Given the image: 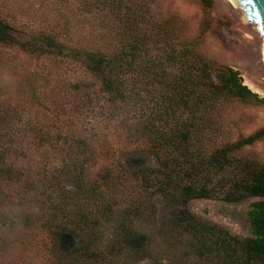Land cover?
I'll list each match as a JSON object with an SVG mask.
<instances>
[{"label":"trees","instance_id":"1","mask_svg":"<svg viewBox=\"0 0 264 264\" xmlns=\"http://www.w3.org/2000/svg\"><path fill=\"white\" fill-rule=\"evenodd\" d=\"M152 2L91 0L95 15H77L90 26L86 39L71 38L68 28L60 34L25 31L0 17V47L59 70L73 65L83 74L61 83L68 90H51L44 97L41 90L52 73L24 71L22 98L15 105L2 100L0 90V185L22 182L24 172L13 159L28 158L41 147L60 158L61 173L50 186L68 184L70 190L41 215L54 249L46 264H94L102 255L111 264H127L149 257L148 236L133 228L143 194L181 208L200 199L228 204L257 199L247 211V238L186 211L173 214L168 225L184 239L186 257L197 262L264 264V159L250 151L264 144V126L234 135L250 121L238 108H264V98L243 83L238 71L204 54L203 31H182L176 16L145 15ZM88 114L100 118L104 133L82 134L78 119ZM114 124L121 131L117 140L109 137ZM119 144L134 146V170L121 178L107 167L102 184L86 179L88 164L111 159ZM131 178L136 191L128 192L123 182ZM103 186L116 193L105 200ZM118 194L128 195L127 206H119ZM107 219L114 233L103 240L98 229Z\"/></svg>","mask_w":264,"mask_h":264},{"label":"rangeland","instance_id":"2","mask_svg":"<svg viewBox=\"0 0 264 264\" xmlns=\"http://www.w3.org/2000/svg\"><path fill=\"white\" fill-rule=\"evenodd\" d=\"M206 1L207 7L200 0H153L150 12L145 15L169 19L176 16L182 20L179 24H184L182 31L192 34L203 31L205 36L199 47L204 54L219 65L238 71L243 83L264 98V65L260 55L264 39H259L258 28L248 26L229 1ZM77 15H95L91 0H0V17L25 31L47 30L60 34L68 28L71 38L75 39L78 35L81 39H86L90 26L87 19H78ZM28 70L52 73L51 79L43 84L41 92L44 97L51 90L59 93L68 90V87L61 86L64 81L83 78L82 72L73 65L64 64L59 70L48 61L36 60L14 49L0 47L2 100H7L12 105L21 100L22 78L24 71ZM59 95L62 94H56ZM238 110L245 113L250 121L240 127L239 132L234 133L235 136L238 133L248 135L264 126V108L239 107ZM94 116L88 114L78 119L81 122L77 126L82 134L90 137L104 133H100L104 124L99 126L97 122L100 118ZM114 126L115 124L110 128L109 137L117 140L121 131L114 130ZM117 148L111 159L99 158L93 164H88L86 179L100 184V178L105 175L107 167L112 168L114 176L119 175L121 178L128 170H134L130 166L138 159L133 151L134 146L119 144ZM250 151L264 159L263 143H256ZM12 161L15 167L24 172V176L19 184L0 185V264H46L47 253H52L54 249L49 246L48 231L43 228L44 218L41 215L56 198H63L70 186H50V179L60 175L62 164L60 158H54L46 147L30 153L28 158ZM123 183L127 185L128 192L136 191L133 178ZM101 192L105 200L116 193L104 186L101 187ZM127 196H116L121 199L119 206L129 204ZM256 200L228 204L213 199H200L192 200L181 208L164 204L157 198L150 199L143 194L139 200L142 204L141 214L135 218L133 228L148 236L150 258L146 256L133 262L128 259L127 264H203L186 257L187 251L182 247L184 239L176 237L175 232L169 228L168 222L172 215L186 211L197 220L222 228L232 236L247 238L250 237L247 211ZM91 207L92 211H100ZM108 219L98 229L103 240L111 238L114 233L112 221ZM94 264L111 263L102 255Z\"/></svg>","mask_w":264,"mask_h":264},{"label":"water","instance_id":"3","mask_svg":"<svg viewBox=\"0 0 264 264\" xmlns=\"http://www.w3.org/2000/svg\"><path fill=\"white\" fill-rule=\"evenodd\" d=\"M248 26L256 27L259 39H264V0H228ZM264 65V46L260 50Z\"/></svg>","mask_w":264,"mask_h":264},{"label":"bare ground","instance_id":"4","mask_svg":"<svg viewBox=\"0 0 264 264\" xmlns=\"http://www.w3.org/2000/svg\"><path fill=\"white\" fill-rule=\"evenodd\" d=\"M228 1V0H227Z\"/></svg>","mask_w":264,"mask_h":264}]
</instances>
